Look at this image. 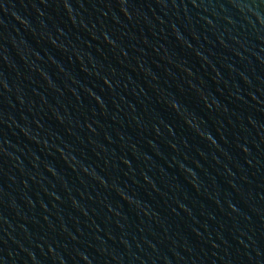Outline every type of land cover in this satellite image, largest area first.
Returning <instances> with one entry per match:
<instances>
[{
  "label": "water",
  "instance_id": "obj_1",
  "mask_svg": "<svg viewBox=\"0 0 264 264\" xmlns=\"http://www.w3.org/2000/svg\"><path fill=\"white\" fill-rule=\"evenodd\" d=\"M0 264H264V0H0Z\"/></svg>",
  "mask_w": 264,
  "mask_h": 264
}]
</instances>
